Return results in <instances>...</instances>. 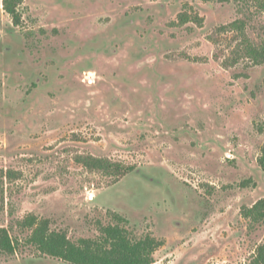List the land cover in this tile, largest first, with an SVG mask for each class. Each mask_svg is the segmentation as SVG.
I'll list each match as a JSON object with an SVG mask.
<instances>
[{"label":"rangeland","instance_id":"374dc122","mask_svg":"<svg viewBox=\"0 0 264 264\" xmlns=\"http://www.w3.org/2000/svg\"><path fill=\"white\" fill-rule=\"evenodd\" d=\"M20 12L16 26L0 0V228L15 242L0 264H71L29 242L31 216L76 243L110 224L151 235L152 264H248L264 244V220L242 214L264 198V61L243 44L264 49V0Z\"/></svg>","mask_w":264,"mask_h":264},{"label":"trees","instance_id":"16d2710c","mask_svg":"<svg viewBox=\"0 0 264 264\" xmlns=\"http://www.w3.org/2000/svg\"><path fill=\"white\" fill-rule=\"evenodd\" d=\"M226 1V0H203ZM23 0H3L5 11L12 17L13 24L19 25L22 21L20 6ZM180 23L191 20V16L182 12L179 14ZM201 23V20H197ZM234 24H237L235 22ZM233 24V25H234ZM245 41H247L245 39ZM244 51L256 63L264 61V49L245 42ZM83 165L91 170H100L106 174L124 176L127 168L108 158L84 156L79 159ZM258 163L264 172V146L258 158ZM242 214L254 222L264 220V198L257 200L249 207L242 209ZM24 225L32 228L29 242L38 250L51 256L60 257L71 264H152L154 254L160 246V241L151 235L140 239H133L125 227L107 225L102 228L98 239L84 238L78 243L73 242L62 231L51 230L47 219H38L34 216L24 220ZM0 247L7 252L15 251V242L9 236L6 228H0ZM248 264H264V244L257 247L255 255Z\"/></svg>","mask_w":264,"mask_h":264}]
</instances>
